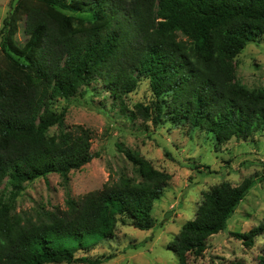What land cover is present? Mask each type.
<instances>
[{"label":"trees","instance_id":"obj_1","mask_svg":"<svg viewBox=\"0 0 264 264\" xmlns=\"http://www.w3.org/2000/svg\"><path fill=\"white\" fill-rule=\"evenodd\" d=\"M13 2L0 29V186L6 182L0 189V264H103L115 255L76 253L111 239L119 221L141 230L155 226L154 202L171 174L130 149L125 153L140 179L122 176L79 200L69 198L67 211L36 219L13 213L24 183L51 173L67 176L96 156L92 130L65 129L66 111L52 106L57 98L101 94L93 85L101 81L112 108L126 115L133 112L126 95L148 80L153 101L136 107L155 124H185L217 144L264 136V88L238 82L233 62L249 43L264 38V0ZM21 20L24 44L15 39ZM55 125L60 132L49 134ZM262 181L264 174H257L203 193L195 218L171 243L180 264H189L190 254L203 256L208 238L226 228ZM233 235L251 247L264 236V222ZM258 264H264V249Z\"/></svg>","mask_w":264,"mask_h":264},{"label":"rangeland","instance_id":"obj_2","mask_svg":"<svg viewBox=\"0 0 264 264\" xmlns=\"http://www.w3.org/2000/svg\"><path fill=\"white\" fill-rule=\"evenodd\" d=\"M15 4L12 0H0V29ZM27 38L25 21L21 20L15 39L24 44ZM233 62L238 82L250 89L264 88V38L249 43ZM93 85L101 94L91 91L85 98L71 101L61 97L53 100L52 106L57 111H66L65 129L74 132L83 126L92 130V151L96 156L67 176L51 173L24 183V189L15 197L13 213L24 219H36L49 212L67 211L69 198L79 200L122 176L140 179L137 168L125 153L129 149L137 151L155 168L171 174L162 195L154 202L155 226L141 230L119 221L111 239L79 250L76 255H115L103 264H180L171 243L185 222L195 218L203 193L223 181L237 185L248 176L264 174V136L217 144L205 132L188 125L165 120L155 124L142 117L136 104L149 105L154 97L148 80L139 81L137 88L126 95L127 107L133 111L126 115L119 112V107L112 108L114 100L101 81ZM59 132L58 125L49 130V134ZM5 184L4 181L1 190ZM5 191L10 193L11 186ZM263 222L264 181L246 195L226 228L208 238L203 256L189 255V264H232L237 259L258 264L264 236H258L254 245L247 247L233 233L249 231Z\"/></svg>","mask_w":264,"mask_h":264}]
</instances>
